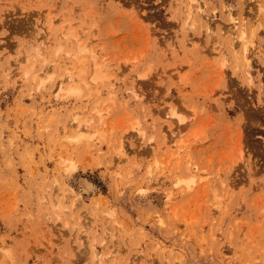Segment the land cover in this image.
<instances>
[{"label": "rangeland", "instance_id": "rangeland-1", "mask_svg": "<svg viewBox=\"0 0 264 264\" xmlns=\"http://www.w3.org/2000/svg\"><path fill=\"white\" fill-rule=\"evenodd\" d=\"M0 264H264V0H0Z\"/></svg>", "mask_w": 264, "mask_h": 264}, {"label": "bare ground", "instance_id": "bare-ground-1", "mask_svg": "<svg viewBox=\"0 0 264 264\" xmlns=\"http://www.w3.org/2000/svg\"><path fill=\"white\" fill-rule=\"evenodd\" d=\"M197 4V3H196ZM192 8V7H191ZM194 8V7H193ZM193 11H194V9H193ZM190 12V11H189ZM206 18V17H205ZM210 30H212V29H210ZM242 32H243V29L241 30ZM211 32V31H210ZM209 32V33H210ZM245 36V35H244ZM246 60V59H245ZM93 249H95V248H93ZM93 253H95V252H93ZM95 255H96V253H95ZM98 256V255H97Z\"/></svg>", "mask_w": 264, "mask_h": 264}]
</instances>
